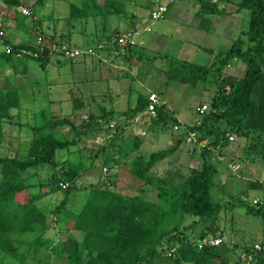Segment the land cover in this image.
<instances>
[{"label": "trees", "instance_id": "1", "mask_svg": "<svg viewBox=\"0 0 264 264\" xmlns=\"http://www.w3.org/2000/svg\"><path fill=\"white\" fill-rule=\"evenodd\" d=\"M195 1L202 6H210L208 0ZM119 2L103 0L99 4L96 0H81L79 5L70 3L69 16L64 22L71 28L77 23L88 26L89 22L97 19L103 24L110 16L121 17L125 14ZM19 4L17 0H0V5L7 9ZM235 5L237 11H248L249 21L240 37L215 57V63L196 65L165 56L169 60L166 86L173 82L194 86L198 83L216 85L209 108L194 124L200 134L199 139L206 142L199 153L200 165L189 170L180 188L157 186L150 172L155 165L174 154L178 148L175 145L151 153L147 160L136 159L127 170L133 179L142 180L143 186L155 187L156 197L153 201L143 198L139 190L135 194H128L125 191L128 189L111 191L97 184L87 190L81 209L73 213L68 202L71 196L75 197L74 194L83 190L76 183L81 175L80 170L88 163H84L79 151L72 148L78 146L89 130H101L99 120L107 124L118 115L101 109V119H87L82 129H76L68 119L51 118L45 114V110H40L33 114L31 124L25 125L31 132L26 155L0 158V264H48L50 258L57 260L63 253L66 264H214L215 259H219L220 264H230L221 259L220 247L209 246L207 240L219 237L223 243L222 234L216 235L217 230L212 225L222 210L235 206L243 208L248 216L260 219L263 240L259 251L247 264H264V205H249L242 199L243 193L259 187L258 183H249L241 196H232L225 189H218L220 186L215 180L219 169L214 151L227 148L230 135L252 142L244 150L245 154L255 150L254 147L264 139V0H240ZM213 12L218 13L216 7L212 9ZM19 14L34 20L32 12L24 15L19 11ZM12 18L15 19V16L12 15ZM105 27H102L100 35L88 36L86 47L95 45L94 51L99 53L102 51L99 47L103 45L104 49L115 52L117 56H128L132 52L131 44L118 47L119 35L113 36ZM0 29L6 33L8 27L0 25ZM35 32L31 35L40 39L36 45L11 44L6 36L0 39L4 47L8 45L11 48L9 54L3 51L0 56L6 60L38 62L43 68L54 55L63 57L62 53L53 50V46L70 48L63 41L55 40L54 34L43 32L40 28ZM232 60L245 65L242 78H232L224 73ZM26 72L28 67L23 65L20 75ZM31 85L29 81L26 83V87ZM136 95L132 107L124 113L127 119H133L146 109L148 92ZM75 102L76 108H80V102ZM18 106L17 92L11 89L0 92V149L7 136L4 125L16 123L10 110ZM163 108H156L153 124H167ZM170 120L177 123L176 119ZM60 126L69 127L70 138L57 136L55 130ZM63 150L68 151L67 154L57 160V152ZM68 153L79 155L76 160H71L67 157ZM41 166L54 169L53 178L48 183L50 189L43 194L34 192L23 178L25 173ZM90 166L93 164L90 163ZM122 177L118 174L116 179L122 180ZM217 189L227 200L216 199L212 195V190ZM56 193L62 194L59 204L48 212L42 211L39 208L41 200ZM49 215L53 226L66 224L65 233L69 236L71 232L80 233L81 239L77 241L67 237L65 243L52 246L51 240L45 237L46 232L53 228L51 223H47ZM19 237L22 239H17ZM199 243H204L203 248H198ZM253 247H244L243 253L253 254ZM237 260L239 262L240 258Z\"/></svg>", "mask_w": 264, "mask_h": 264}, {"label": "rangeland", "instance_id": "2", "mask_svg": "<svg viewBox=\"0 0 264 264\" xmlns=\"http://www.w3.org/2000/svg\"><path fill=\"white\" fill-rule=\"evenodd\" d=\"M17 1L20 6L13 9L0 6V24L3 23L9 28L6 29L7 38L16 44L36 45L37 37L31 34H36L35 29L40 28L43 32L54 34L55 40L63 41L70 46V49H78L77 47L81 46L79 50L83 51L91 48L86 47L88 36L100 35L104 26L107 32L119 37L131 33L129 27L132 24L136 26L137 31H133L134 35L132 34L131 39L127 41L131 44L132 52L123 58L109 49H104L103 45H101L103 48L99 47L102 51L97 53L94 51L95 45L92 44L91 54L79 55L71 61L54 55L50 63L43 68L38 62L6 60L0 56V90H14L19 97L18 108L10 110L13 122L16 123L11 126L4 125L7 136L3 148L0 149V158L5 156L20 158L26 155L28 140L31 137V132L26 126L31 124L33 114L40 110H45V114L51 118H66L76 129H82L87 119H101L103 116L101 109H104L106 112L113 111L114 116L118 115V117L111 118L107 124L99 120L102 124L101 130H89L79 141L78 146L72 148L79 151L81 160L88 165L80 170L81 175L76 184L83 190L74 194L75 197L71 196L68 202L72 206L69 208L70 211L77 213L82 207L87 190L96 187L97 184H102L111 191L128 189L125 190L129 192L128 194H135L137 193L135 191L139 190L143 198L153 201L156 197L155 187L143 186L142 180L133 179L127 170L136 159L147 160L151 153L175 145H178V148L174 154L159 162L150 172L155 177L157 186L180 188L189 170L200 165L199 153L206 142L199 139L200 134L195 130L194 124L201 116L197 112L198 108L202 104L208 105L209 108L216 85L198 83L194 86L173 82L166 86L169 60L165 56L189 60L188 62L196 65H207L209 60V55L205 51L202 55L191 58H184L178 53L180 43L185 44L186 31L180 32L177 23L166 19L171 5L167 8L169 10L165 19L154 22L150 20L149 13L157 5L168 0H120L119 6L125 12L121 17L110 16L103 24L99 19L89 22L88 26L77 23V25L73 24L75 26L72 28L64 22V19L69 16V4L79 5L81 0ZM96 1L99 4L103 3V0ZM230 1L236 3L240 0ZM217 6L219 7V4ZM22 9L32 12L34 20L21 16L19 11ZM245 15L249 16L248 11ZM238 20L240 19L230 20L231 25L236 29L239 28ZM246 21H243L241 29L246 25ZM147 26L150 27V32L146 31ZM160 30L173 36L164 52L156 47L155 42L149 41V38ZM216 41L215 49L219 51L222 43L220 39ZM117 46L123 47L119 44ZM4 48V45L0 44V54L3 53ZM213 61L215 63L216 59L214 58ZM232 63L234 64L233 60L230 61L231 66L228 64L231 68H225L224 73L236 75L235 78L238 79L242 78L240 68L244 64L238 61L239 68L236 71L239 73H237ZM23 65H27L28 72L21 76ZM243 69L245 70V65ZM28 81L32 85L26 87ZM147 92L158 96L157 109L162 106L165 108L163 112L167 124L162 122L153 124L154 117H150L146 111L139 113L133 119H127L124 115L129 107H132L136 94ZM76 100L81 105L78 109ZM169 118L176 119L177 123H173ZM55 133L57 136L63 135L67 138L72 135L68 126L57 127ZM230 136L233 140H229L230 144L227 148H218L214 151V159L219 169L215 179L216 184L220 186L218 189L223 188L232 196H241L249 183L257 182L259 187L243 193L242 199L249 205H264V139L254 147L255 150L245 154L244 150L252 142L235 135ZM67 152L64 150L57 152L56 159L61 160ZM78 155L68 153L67 157L76 160ZM107 158L108 160L105 161ZM90 163L93 166H90ZM108 163L115 165L113 167ZM53 173L52 167L41 166L25 173L23 178L34 192L39 191L43 194L50 189L48 183L52 180ZM118 174L124 176L122 180L116 179ZM218 189L212 190V195L216 199L227 200ZM61 195L56 193L43 198L39 208L45 212L50 211L59 204ZM51 219L49 215L47 223H51L53 228L46 232L45 237L51 240L52 246L65 243L67 237L77 241L81 239V234L77 232L67 235L64 231L66 224L53 226L54 222ZM212 227L217 230L216 235L222 234L223 243L219 246V255L230 264H247L249 262L247 259L242 260V257L246 256L243 248L250 245L260 246L263 240L260 219L248 216L243 208L237 206L222 210ZM48 264H66L65 253L57 260L50 258ZM214 264H220V260L215 259Z\"/></svg>", "mask_w": 264, "mask_h": 264}, {"label": "crops", "instance_id": "3", "mask_svg": "<svg viewBox=\"0 0 264 264\" xmlns=\"http://www.w3.org/2000/svg\"><path fill=\"white\" fill-rule=\"evenodd\" d=\"M208 3H210V6L206 7L200 5V3L196 2L195 0H192L190 2L185 0H168L161 5H167V7L171 5L169 14L166 17V19H169L170 21L177 23L178 24L177 28L179 29L180 32L186 31V36L184 40L185 44L181 45L180 43L181 47L178 53L184 58L185 57L191 58L196 55H202V52L205 51V53L209 55V60L207 62V65H210L214 62L213 60L217 55L228 49L231 46L232 41L240 36L241 32L246 28V25L249 21V16L245 15L246 10L237 11V7L235 3H232V1L230 0H213V2L212 0L211 1L208 0ZM217 4H219V7L217 6ZM215 7L218 10L217 14H214L215 12L212 13V9H214ZM237 18L240 19L238 20V27H239L238 29H236L233 25H231L232 23L231 21H235L237 20ZM245 20H247L246 25L244 26L243 29H241L242 23ZM0 25L5 26L3 23ZM148 27L149 26H147V28ZM129 28L132 31L131 34L134 35L133 31L134 32L135 30L137 31V29H135L136 26L132 24L130 25ZM138 37L140 36L138 35ZM6 38H7V32H6ZM172 39L173 36L171 34L162 32L160 30L159 33L150 37L149 41L151 43L155 42L156 47L164 52V50L167 49L169 42ZM219 39L221 40L222 48L220 47L219 48L220 50L217 51V49H215L217 45L216 40L219 41ZM8 42L11 44H16L12 40H8ZM233 61L234 64L233 63L232 64L234 67H236L234 71H236L237 68H239L238 65L239 63L236 60ZM229 65L227 67L231 68L230 67L231 65L230 66ZM243 66L244 65H242V67L240 68L241 70L240 72H242V75H244L245 72ZM226 75L232 78H235L236 76L233 74L232 75L226 74ZM0 91H5V90L2 89Z\"/></svg>", "mask_w": 264, "mask_h": 264}, {"label": "built area", "instance_id": "4", "mask_svg": "<svg viewBox=\"0 0 264 264\" xmlns=\"http://www.w3.org/2000/svg\"><path fill=\"white\" fill-rule=\"evenodd\" d=\"M185 1H192V0H185ZM167 5H157L150 13H149V18L152 22L154 21H159V20H163L165 17H166V14H167ZM22 14L24 15H29V11L27 9H22L21 10ZM146 31L147 32H150L151 29L150 27L146 28ZM6 36L5 32L3 30L0 29V39H3L4 37ZM132 37V34L131 33H128L127 35L125 36H120L118 37L117 39V44L119 45H125L127 44V41L129 39H131ZM40 43V39L37 40V44ZM100 48H102V46H100ZM53 50L54 51H58L60 53L63 54V57L65 58H68V59H74L76 58L77 56L79 55H82V54H91V50L90 49H86V50H79V49H70V48H67L65 46H62V47H56V46H53ZM4 52L6 54H9L11 52V48L10 46L6 45L5 48H4ZM159 104V98L158 96L155 94V93H148L147 95V106H146V113L150 116V117H155L156 115V108H157V105ZM208 109V106L206 104H202L199 108H198V111L200 114H203L205 111H207ZM176 128V127H175ZM229 140H233L232 137L229 138ZM204 243H199L198 244V248L201 249L203 248V245ZM207 244L209 246H212V247H218L220 246L221 244V238L219 237H216V238H213V239H209L207 240ZM253 251L256 252V251H259L260 247L258 245H254L253 247ZM253 254H249V255H246V256H243L242 257V260L245 261L247 259V261H251V259L253 258Z\"/></svg>", "mask_w": 264, "mask_h": 264}]
</instances>
